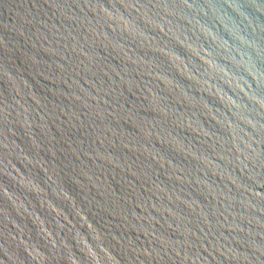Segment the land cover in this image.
Segmentation results:
<instances>
[{"label": "water", "instance_id": "1", "mask_svg": "<svg viewBox=\"0 0 264 264\" xmlns=\"http://www.w3.org/2000/svg\"><path fill=\"white\" fill-rule=\"evenodd\" d=\"M0 264H264V0H0Z\"/></svg>", "mask_w": 264, "mask_h": 264}]
</instances>
